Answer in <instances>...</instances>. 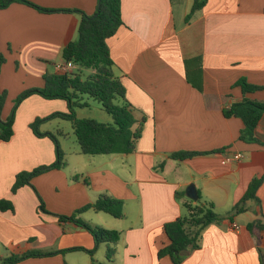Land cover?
Instances as JSON below:
<instances>
[{"label":"crops","instance_id":"crops-1","mask_svg":"<svg viewBox=\"0 0 264 264\" xmlns=\"http://www.w3.org/2000/svg\"><path fill=\"white\" fill-rule=\"evenodd\" d=\"M33 1L44 8L87 15H93L98 4L97 0ZM193 4L194 0H122L124 25L107 42L114 74L135 108L134 129L146 118L134 153L90 156L82 154L79 146L72 152L74 163L68 158L66 168L43 173L32 179L34 187L13 194L19 173L56 161L54 142L36 136L30 125L37 118L69 112L65 100L39 95L20 104L14 136L0 141V200L12 201L15 208L0 211V263L12 251L74 247L96 249L94 258L106 262L105 244L96 248L88 231L72 222L60 223L55 215L71 216L108 194L125 202L122 219L94 210L79 217L121 233L111 264H174L169 256L160 259L158 252L170 244L165 225L187 214L185 204L197 201L187 195L191 185L203 202L212 203L216 213L227 217L203 231L200 248L182 264L264 262V182L258 200H249L244 212L233 210L251 181L264 176V145L240 140L243 121L224 114L244 96L264 101V89L244 95L237 85L245 78L264 87V0H208L186 22ZM80 21L78 13H43L23 3L0 9V53L5 59L0 91L8 92L3 120L22 92L41 88L45 75L60 73L58 67L65 64L62 51L78 38ZM197 57L201 68L189 72L201 82V90L188 80L186 67V60ZM84 101L88 106L77 108L78 118L113 121L105 110ZM48 124H42L40 131L60 130L62 137L67 135L63 128L51 130ZM256 137L264 144V116ZM176 152L199 155L177 161L170 158ZM237 153L243 158L223 163L226 156ZM38 195L48 213L40 211ZM18 264H92V258L85 251L61 252Z\"/></svg>","mask_w":264,"mask_h":264},{"label":"trees","instance_id":"trees-1","mask_svg":"<svg viewBox=\"0 0 264 264\" xmlns=\"http://www.w3.org/2000/svg\"><path fill=\"white\" fill-rule=\"evenodd\" d=\"M208 0H194L186 22H190L193 16L202 10ZM14 3H23L43 13L69 12L81 14L78 27V38L70 42L62 51L63 60L66 63L75 64L78 69L73 74L57 73L45 75V84L41 88H31L22 92L15 100L11 115L7 120L2 119V112L8 97L7 91H0V141L8 142L14 136L15 115L20 104L33 95H39L45 99L65 100L69 106L68 113H54L48 117L37 118L31 125V129L38 137H48L56 145V161L49 165L39 166L31 171H23L16 176L11 192L16 194L25 186L34 187L31 184L33 178L53 169H64L68 166L65 153L62 151L58 138L54 133L41 132L42 124L61 118L72 123L74 134L80 146V152L84 155H110L131 154L136 151L137 142L142 136V130L146 118L140 121L139 126L134 129L137 120L135 108L126 97V88L121 79L114 74V61L108 46V39L113 37L118 29L124 25L122 18V0H97V10L93 15H87L79 10L71 9H49L37 5L33 0H0V9H6ZM5 62L0 53V70ZM188 80L199 90L202 89L201 82H196L190 74L192 68H201V58L186 60ZM89 71L88 75L83 73ZM201 71V70H199ZM242 88L244 95L264 89L262 86L251 84L242 78L237 83ZM96 100L101 104L103 110L112 116L111 123H102L95 119H80L77 117V108L87 107L84 98ZM226 117H238L244 123L240 134V140L247 143L262 144L256 137V128L264 116V101L253 100L244 96L239 103L224 110ZM58 134L63 133L58 130ZM199 153L176 152L170 155L171 159L183 161L187 158L197 156ZM164 167V163L160 166ZM75 179H78L76 176ZM89 185V181H85ZM264 182V176L255 177L242 198L233 208L234 212L245 211L249 200H258L257 192ZM181 196V194H178ZM40 211H46L45 203L40 195ZM123 200L108 194H102L93 203L77 210L71 216L55 215L60 223L72 222L79 228L88 231L94 238L96 248L100 244L106 245V262H99L94 258L96 249L86 250L74 247L64 251L46 252L42 250H26L23 252L12 251L2 259L1 264H18L30 258L50 257L61 252L85 251L92 258V264H111L117 255V246L121 233L117 230H109L100 226H93L79 217L87 210L98 213H106L114 218L124 217ZM187 214L177 220L167 223L165 231L170 239V244L158 252V257L169 256L174 264H182L187 256L200 248L203 231L212 224H220L227 216L219 215L214 210L212 203H206L199 196L196 203L185 204ZM14 204L8 199L0 200V211L14 212ZM261 227V225H259ZM264 264V262H262Z\"/></svg>","mask_w":264,"mask_h":264},{"label":"rangeland","instance_id":"rangeland-1","mask_svg":"<svg viewBox=\"0 0 264 264\" xmlns=\"http://www.w3.org/2000/svg\"><path fill=\"white\" fill-rule=\"evenodd\" d=\"M86 99L89 100V102L93 103V105L95 107H99V108L103 109L101 104H99V102H97L96 100L90 99L88 97H86ZM93 109L94 108H88L87 111H94ZM59 119H61V118H59ZM59 119L54 120L52 122L48 121V123H49L48 126L51 128V130H57V129L63 128L62 130H64V132L67 134L66 136L62 137V135L58 134V130L55 131L54 134L60 140V142L63 145V148L65 149V151L67 153V155H65L66 159L68 160V158H69L72 161V163H74L75 162L74 161L75 156L72 154V152H74L75 149L79 150V144H78L76 136L74 134L72 123L68 120H63V119L59 120Z\"/></svg>","mask_w":264,"mask_h":264},{"label":"built area","instance_id":"built-area-1","mask_svg":"<svg viewBox=\"0 0 264 264\" xmlns=\"http://www.w3.org/2000/svg\"><path fill=\"white\" fill-rule=\"evenodd\" d=\"M59 71L60 73H67V74H73L77 71L78 67L73 64V63H66L63 65V66H59ZM243 158V154L241 153H237L236 155L234 156H226L224 159H223V163H230L234 160H239V159H242ZM233 229L235 231L238 230V225L234 224L233 225Z\"/></svg>","mask_w":264,"mask_h":264},{"label":"water","instance_id":"water-1","mask_svg":"<svg viewBox=\"0 0 264 264\" xmlns=\"http://www.w3.org/2000/svg\"><path fill=\"white\" fill-rule=\"evenodd\" d=\"M187 195L192 200H198V198H199V195L197 193V189L194 185L189 186V188L187 189Z\"/></svg>","mask_w":264,"mask_h":264}]
</instances>
